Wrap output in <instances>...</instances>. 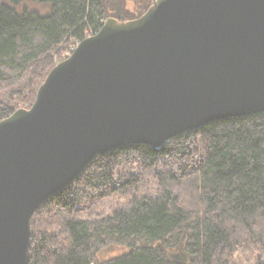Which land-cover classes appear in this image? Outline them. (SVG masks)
<instances>
[{"label":"trees","instance_id":"16d2710c","mask_svg":"<svg viewBox=\"0 0 264 264\" xmlns=\"http://www.w3.org/2000/svg\"><path fill=\"white\" fill-rule=\"evenodd\" d=\"M25 1L0 0V120L14 111L11 96L31 105L71 39L116 8L29 0L48 7L39 14ZM134 2L138 16L151 0ZM27 264H264V111L212 120L158 147L96 154L33 213Z\"/></svg>","mask_w":264,"mask_h":264},{"label":"water","instance_id":"95a60500","mask_svg":"<svg viewBox=\"0 0 264 264\" xmlns=\"http://www.w3.org/2000/svg\"><path fill=\"white\" fill-rule=\"evenodd\" d=\"M115 4L0 120V264H27L33 213L96 154L264 111V0Z\"/></svg>","mask_w":264,"mask_h":264},{"label":"rangeland","instance_id":"374dc122","mask_svg":"<svg viewBox=\"0 0 264 264\" xmlns=\"http://www.w3.org/2000/svg\"><path fill=\"white\" fill-rule=\"evenodd\" d=\"M118 2V4L120 3V7H119V9H120V12L122 13V16L124 15V17H122L123 19H129V18H133V17H137V16H135L136 14H137V7H136V5H135V3H134V0H118L117 1ZM114 3H115V0H114ZM25 4H26V6H27V9H30V10H35V11H37L39 14H44V13H47L48 12V7L47 6H45V5H43V4H40V3H38V2H32V1H29V0H27V1H25ZM112 11L114 12V9H112ZM140 15V14H139ZM138 15V16H139ZM111 16H113V15H111ZM75 44V42L73 41V40H71V44H70V47H72L73 45ZM70 47H69V49H70ZM71 52H68L67 50H65V51H63L62 52V57L63 56H65V57H67L69 54H70ZM56 59H58L57 57H56ZM60 61V60H59ZM58 60L56 61H54V65L56 64V63H58L59 62ZM53 65V66H54ZM35 95V94H34ZM21 97H23V96H11L9 99H8V101H6V104L10 107V108H12L13 107V109L14 110H16V109H18V108H28V107H30L31 105L30 104H27V103H24V99L25 98H21ZM35 99V98H34ZM27 102H29V99H25ZM23 101V102H22ZM10 103V104H9ZM33 103V102H32ZM117 201V199H112V202H111V205L113 204V203H115ZM108 203H110V200L109 201H107V204ZM108 205H110V204H108Z\"/></svg>","mask_w":264,"mask_h":264},{"label":"bare ground","instance_id":"6f19581e","mask_svg":"<svg viewBox=\"0 0 264 264\" xmlns=\"http://www.w3.org/2000/svg\"><path fill=\"white\" fill-rule=\"evenodd\" d=\"M108 2H109V0H104L103 1V3H108ZM109 16H111V15H108L107 17H109ZM107 17H104L102 14H97L95 23L97 24L98 22H100V21L102 22L103 21L102 22V24H103L105 22V20L107 19ZM95 23L94 22L92 24L91 23L90 24L87 23L86 27H84L83 30H82V34H83V38L82 39H84L86 37H89V36H92V35L95 34V32H92L91 34H85L87 32V30L90 29V28L95 30V27L93 26ZM101 25H100V27H101ZM71 40H73L75 42V44H74L75 46H77V44L81 41L80 39H76V38H72Z\"/></svg>","mask_w":264,"mask_h":264},{"label":"built area","instance_id":"2783aa9c","mask_svg":"<svg viewBox=\"0 0 264 264\" xmlns=\"http://www.w3.org/2000/svg\"><path fill=\"white\" fill-rule=\"evenodd\" d=\"M102 22H103V21H102ZM102 22H101V21L98 22L97 25L100 26V25L102 24ZM95 29H96V28H95ZM92 32H95V33H96L97 31L94 30V29H92V28H90V29L87 30V32H86L85 34H91Z\"/></svg>","mask_w":264,"mask_h":264},{"label":"flooded vegetation","instance_id":"af4514ba","mask_svg":"<svg viewBox=\"0 0 264 264\" xmlns=\"http://www.w3.org/2000/svg\"><path fill=\"white\" fill-rule=\"evenodd\" d=\"M116 1H118V0H116ZM118 3V2H117ZM135 3V2H134ZM118 6L120 7V3L118 4ZM111 11H112V9H111ZM119 12H120V9H119ZM112 15H116V13H115V9H114V12H113V14ZM120 15H122V13L120 12ZM123 17H124V15H123Z\"/></svg>","mask_w":264,"mask_h":264}]
</instances>
